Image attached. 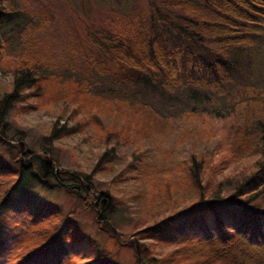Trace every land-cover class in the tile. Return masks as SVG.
Returning <instances> with one entry per match:
<instances>
[{"label":"trees","instance_id":"obj_1","mask_svg":"<svg viewBox=\"0 0 264 264\" xmlns=\"http://www.w3.org/2000/svg\"><path fill=\"white\" fill-rule=\"evenodd\" d=\"M140 1L142 8L136 0L132 7H127V13L106 11L103 25L84 29L85 41L102 58L121 68L122 75L114 76V81L131 86L144 81L171 91L188 85L220 93L229 90L226 86L239 78L238 69L243 67H237L234 52L245 50L252 35L264 29V0ZM0 6H4L2 0ZM4 7H0V30L10 23L14 13ZM95 55L88 64L91 72L99 66L93 60ZM45 63V58L34 50H25L14 65H7V71L12 69V89L0 96V158L12 147L6 116L17 104L31 99L37 101L28 103L30 108H38V102L46 107L61 102L66 110L70 109L69 119H75L74 127L64 134L94 127L103 153L89 174L77 175L60 167L54 170L53 165L57 167L59 163L49 151L31 153L27 156L30 162L25 165L20 156L25 148L17 146L19 153L12 158L15 168L6 174L0 171V185L6 184L5 178L9 180L6 187L0 186V264H116L106 253H96L93 259L84 256L82 262H76L75 246L72 249L66 244L84 241L91 253L95 247L74 220L75 216L62 219L61 210L57 209L41 214L25 193L34 183H46L49 177L83 206L94 208L88 199L92 186L97 189L93 177L110 172L116 162L114 153L121 149L131 150L132 160L126 163L133 170L123 175L119 170L111 183L139 191L132 194V201L139 202L142 198L146 204L140 203L141 212L133 216L136 225L129 233L136 264H264L263 92L251 91L246 96L240 108L245 123H233L231 118L217 125L207 112L185 111L167 117L147 104L126 98L105 100L90 91L84 84L86 81L65 86L57 76L47 73L49 67ZM57 86L66 87V91L57 92ZM73 104L75 108L71 107ZM48 138L54 141L61 136L53 132ZM187 143L191 149L185 156L180 148ZM210 143L215 149L213 146L208 156L201 149ZM212 151L225 152V158L245 170H240L236 177H223L211 183L204 173L206 165L215 166L216 161L206 162ZM151 187L156 188L150 190ZM20 188L24 192L18 194ZM98 193L102 207L100 229L118 241L124 235L113 220L115 197L110 188ZM152 201L171 208L155 211ZM188 202L189 206L180 208ZM15 203L24 205L27 215L36 220L20 235H16L15 224L6 217ZM228 206L235 216L236 227L232 231L224 229L219 217V210H229ZM207 218L216 222L219 234L212 235L206 230ZM50 220H54L49 222L51 225L46 223ZM173 229L182 234L179 249L166 256L170 257L165 261L149 255L142 246L144 241L162 242L161 237ZM176 252L178 258H173Z\"/></svg>","mask_w":264,"mask_h":264},{"label":"rangeland","instance_id":"obj_2","mask_svg":"<svg viewBox=\"0 0 264 264\" xmlns=\"http://www.w3.org/2000/svg\"><path fill=\"white\" fill-rule=\"evenodd\" d=\"M2 1L4 6L13 10L14 13H12L10 23L0 30V96L12 89V69L10 68L7 71L9 69L7 65H14L19 56H23L25 50H34L36 54L45 58L47 63L45 64L49 67L46 70L47 73L57 76L59 83L64 82L65 86L66 83L82 84L86 81L85 86L93 93H99L105 100L116 97L118 99L126 98L133 103L147 104L162 116L167 117L180 115L185 111H198L207 112L212 119L216 120L217 125H221L226 119L231 118H234V121L239 119V122L232 120L233 123H245L246 118H244L240 108L243 106L246 96L251 91L264 93L263 27L259 29V32L257 31L258 34L252 35L251 41L248 42L249 46L245 47V50L234 52L237 58V67L240 65H243V67L238 69L239 78L226 86L229 90L220 93L212 89L204 90L188 85L184 88L176 87L171 91L160 85H153L144 81H137L135 86L115 82L114 76L122 75L121 68L102 58L97 49L85 41L84 29L86 27L89 25H103L107 17L106 11L127 13L129 11L127 7H132L136 0ZM141 2L138 0L135 3L142 8ZM4 6L0 7L3 8ZM107 20L110 22L111 18L109 17ZM93 54H96L93 60L99 63V66L91 72L88 69V64ZM65 91L66 87L62 89L57 86V92L64 93ZM55 95H58V93ZM36 101L31 99L23 104H17L14 110L9 111V115L6 116L7 125H9L6 128L8 141L12 144V147L7 149L0 158V171L6 174L15 168L16 164L12 158L19 153V147L17 146H22V148H25V152L24 155L20 154V156L25 165L30 162L27 156H31V153L41 154L49 151L51 157L59 163V165H56L57 167L53 165L54 170L60 167L77 175L89 174L99 155L103 153L102 146H99V142H97L99 138L94 127L66 135L64 133L68 132L69 127H74L73 123L75 122L74 118L69 119L70 109L66 110L61 102L53 103L47 107L38 102V108H30L28 103ZM21 107L25 109L22 110ZM71 107L75 108L76 104L71 105ZM53 126L56 127L54 131ZM52 131L57 137L61 136V138L50 141L48 136L53 133ZM190 146L187 143L180 148L185 156L191 149ZM213 146V143L203 146L201 152H208L206 154L209 156ZM213 149H215V146ZM130 154L131 150L129 149L116 151L114 153L115 166L111 168L110 172L106 171V173H100L93 177V183L97 189L92 186L93 191H89L88 199L94 208L89 209L83 206L74 195L68 194L62 187L54 184L49 177L47 178L49 181L43 184L34 183L29 187L30 191L25 193L31 198L33 208L40 211L41 214L44 211L47 212V210L57 209L61 210L62 219L69 217V215L75 216L74 220L79 224L86 238L93 243L92 246L95 247L92 254L91 248H88L84 241L77 244H66L68 248L72 249L75 246L74 253L78 258L73 259L76 262H82L85 259L84 256L93 259V255L96 253H106L108 259L116 264H136L134 250L131 248L132 246H129L131 242H129V239H132L129 233L132 226L136 225L133 216L137 217L141 212L140 203L141 206L146 204L142 198L139 202L132 201V194L139 191L132 192L133 190H126L124 184L111 183L112 178L119 170L121 175L133 170V166L128 168L126 163L128 159L129 161L132 160ZM124 157L128 158L125 160ZM225 157V152L222 154L220 151L216 153L212 151L211 157L206 160V162L212 161L213 163L216 161L214 167L206 165L204 173L211 183L217 182L223 177H236L239 175L240 170H245L229 157ZM179 159H182L181 156ZM125 168L126 171H124ZM132 174L136 175L135 173ZM131 179L132 181L135 180V178ZM4 183L7 186L9 180L5 178ZM49 184L53 186H49ZM108 188L111 189V193L115 197L112 205L115 208L113 220L124 235H121L118 241L112 235L102 231L101 226H99L102 207L99 203L100 194L98 190L106 191ZM155 188L151 187L150 190ZM17 192L20 194L24 190L20 188ZM152 203L157 208L155 211H160L163 207H169L165 203L159 205L157 201H152ZM189 204L190 202L180 206V208L183 206L185 208ZM228 208L229 210H226L227 208L219 210V217L223 222L224 229L232 231L236 227L234 210L230 206ZM27 212L28 210L24 205L15 203L9 211V215H6L15 224L16 235L27 231L36 221L30 218ZM162 214H164V211H162ZM49 222L53 223L54 220L46 223L50 224ZM205 225L210 234H219L215 221L213 222V220L207 218ZM180 235L182 234L173 229L170 234H164L161 237V239L164 238V241L147 240L144 241L142 246L148 249L149 255L160 261H165L170 257L166 258V256L179 249L178 242L182 241ZM178 254L179 252H176L173 258H178Z\"/></svg>","mask_w":264,"mask_h":264}]
</instances>
